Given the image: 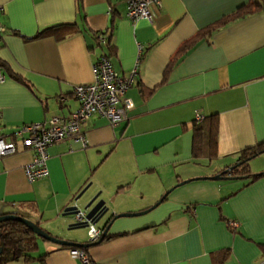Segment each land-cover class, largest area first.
I'll list each match as a JSON object with an SVG mask.
<instances>
[{"label": "crops", "instance_id": "0c3cea01", "mask_svg": "<svg viewBox=\"0 0 264 264\" xmlns=\"http://www.w3.org/2000/svg\"><path fill=\"white\" fill-rule=\"evenodd\" d=\"M250 2L160 0L149 6L150 20L132 23L124 0H0L4 133L68 116L78 106L74 85L93 80L102 55L127 75L140 54L126 120L110 124L91 115L80 127L86 146L70 139L48 145V174L33 182L24 171L31 150L0 160L2 212L15 211L58 238L88 242V228L83 236L66 208H82L99 193L109 206L95 224L103 230L113 214L147 210L166 194L143 214L113 219L105 238L87 247L88 264H264V177L201 178L235 166L242 150L264 142V9L199 38L167 67L185 40ZM62 22L75 23L65 38L34 37ZM100 32L105 43L96 39ZM196 112L218 116L212 159L192 155ZM248 170H264V151L249 159ZM37 245L33 255L43 260L5 264H84L61 245Z\"/></svg>", "mask_w": 264, "mask_h": 264}, {"label": "built area", "instance_id": "2783aa9c", "mask_svg": "<svg viewBox=\"0 0 264 264\" xmlns=\"http://www.w3.org/2000/svg\"><path fill=\"white\" fill-rule=\"evenodd\" d=\"M124 1L126 3V15L132 23L139 19L150 20L149 6L161 4L160 0ZM4 30V26L0 22V37ZM96 39L98 43H105L106 41L102 32L96 34ZM139 60L140 54L131 72L127 75H121L113 69L107 56L99 57L92 65L93 80L74 85L73 94L78 106L68 116L53 115L39 122L22 123L10 133H4L0 125V160L8 154L15 153L19 148L31 150L33 157L25 165L24 171L27 181L33 182L48 174V145L70 139L86 146L85 134L80 127L91 115L105 117L110 124L126 120L128 112L133 106V102L126 95V91L134 83ZM4 78L5 75L0 69V82ZM203 118L204 116L199 112L194 115L195 121L199 122ZM8 136L9 139L6 138ZM73 218L76 223L85 221L84 212L81 210L74 211ZM237 226L236 221L229 220L228 227L230 229L235 230ZM87 228L91 241L97 240L103 231L91 222H88ZM70 253L84 264H88L90 261L87 252L82 249L73 248L70 249Z\"/></svg>", "mask_w": 264, "mask_h": 264}, {"label": "trees", "instance_id": "16d2710c", "mask_svg": "<svg viewBox=\"0 0 264 264\" xmlns=\"http://www.w3.org/2000/svg\"><path fill=\"white\" fill-rule=\"evenodd\" d=\"M260 8L264 9V0H251L250 3L239 6L232 14L225 16V18L217 21L216 23H213L198 31L196 35L185 40L178 47L174 57L170 60L169 65L167 66L168 69L170 68L171 64L178 60L184 53H186L188 49L192 47L199 38L212 33L213 31L219 29L223 25L235 19L245 17L246 15L257 11ZM74 29L75 23L62 22L48 26L42 31H38L34 37L44 36L45 34H52L56 39H62L68 36L72 31H74ZM0 69H4V64L2 61H0ZM218 124V116L215 113L204 116V118L199 122L194 120V123L192 125L193 157L205 156L210 159L216 157ZM262 151H264V142L245 148L240 153L238 164H236L231 170L223 169L219 173L222 175H229L232 178L243 175H250V180L264 177V170L255 174H251L248 170L249 159ZM0 233V246L2 247V251L0 253V264H5L7 261L17 259L19 257H23L26 260L32 258L43 260V255H37V257L33 255L38 246L37 239L40 237L35 235L22 222L18 220L2 221L0 222ZM97 240L78 242L80 244H84L83 246H79L78 249H82L86 252L87 247L95 244ZM260 245L262 252H264V243H261ZM62 247L69 250L74 248V246Z\"/></svg>", "mask_w": 264, "mask_h": 264}, {"label": "water", "instance_id": "95a60500", "mask_svg": "<svg viewBox=\"0 0 264 264\" xmlns=\"http://www.w3.org/2000/svg\"><path fill=\"white\" fill-rule=\"evenodd\" d=\"M233 167L234 166H230L226 170H231ZM201 178H204V179H222V178H232V177L229 175H222L220 173H217L213 176H207V177L205 176V177H201ZM189 181H190L189 179L182 180V181L178 182L176 184V186L182 185V184L187 183ZM171 189L172 188H170V190ZM98 195H99V193L94 194L86 202V204L82 208H78L76 205L71 206L69 208H66L65 213H67V214H73L74 211H78V210H81L84 212L85 221L73 223V226L79 227V228H85L88 226V222H91L95 225L97 222L102 220L109 213V206L107 205L106 201L103 198H98ZM165 196H166V194H164L158 202L153 204L147 210L140 211V212H134V213H132V212H121V213L113 214L112 218L105 225L101 236L99 237V239L95 243L100 242L106 236L108 228L110 226V223L113 219H115L117 217H121V216L123 217V216H133V215L143 214L146 211L155 207L157 204H159L160 201L163 198H165ZM6 220H18V221L22 222L24 225H26L35 235H37L38 237L43 238L47 241H50L54 244H58L61 246H74V247H79V246L84 245V244H80L78 242L69 241V240L61 239V238H58L56 236L50 235L42 227H40V225H38L36 222L18 214L15 211L3 213L2 209L0 208V222L6 221ZM1 251H2V247L0 246V253H1Z\"/></svg>", "mask_w": 264, "mask_h": 264}, {"label": "rangeland", "instance_id": "374dc122", "mask_svg": "<svg viewBox=\"0 0 264 264\" xmlns=\"http://www.w3.org/2000/svg\"><path fill=\"white\" fill-rule=\"evenodd\" d=\"M86 228L87 227H85V228H77V229L80 230L83 233V236H86V231H87ZM38 240L40 242H50V241L44 240L43 238H38ZM74 248H78V247H74Z\"/></svg>", "mask_w": 264, "mask_h": 264}]
</instances>
